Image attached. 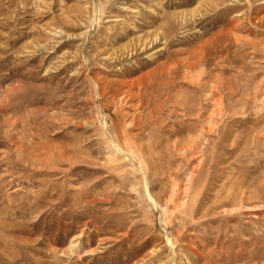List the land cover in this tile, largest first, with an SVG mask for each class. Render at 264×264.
<instances>
[{
  "label": "rangeland",
  "instance_id": "rangeland-1",
  "mask_svg": "<svg viewBox=\"0 0 264 264\" xmlns=\"http://www.w3.org/2000/svg\"><path fill=\"white\" fill-rule=\"evenodd\" d=\"M167 16L141 69L102 60ZM168 55L196 66L123 104L117 140L101 83ZM117 262L264 264V0H0V264Z\"/></svg>",
  "mask_w": 264,
  "mask_h": 264
},
{
  "label": "bare ground",
  "instance_id": "bare-ground-1",
  "mask_svg": "<svg viewBox=\"0 0 264 264\" xmlns=\"http://www.w3.org/2000/svg\"><path fill=\"white\" fill-rule=\"evenodd\" d=\"M226 3L227 2L222 3L224 5L223 7H224V9L225 8L229 9V4H226ZM191 15H192V13H191ZM166 18H167V23H166V26L162 32H157V33L144 32L143 34H139L138 36H134V37L132 36V38H129L130 34H131L130 33L131 30L133 32L134 31L133 29H136L135 28L136 25H135L131 29L122 28L120 32L109 35L107 37L108 38L107 41L111 42L112 44H114L115 41L116 42L119 41V39H121V38H126V41L123 44H121V46H119L118 48L110 47L104 51L99 52V55L103 56L102 60L104 59L107 61L117 62V63L123 62V61L125 62V60L131 61L132 63H130L129 65L124 64V66L121 67V69H123L126 72H133V71H137V70L141 69L144 66L143 65L144 63H143V61H140L138 58L142 53H146L148 55V57L153 58L157 53L161 52L162 48L156 49V51L152 54H149V52L153 48L155 49L157 44L162 39L165 40L164 43L166 42L167 45L168 44L170 45L172 43V40L170 39L169 35L172 31L173 24L171 22H169L168 16ZM180 20H183V19L180 18ZM135 23L138 24L140 27H142V29H144V28L149 29V27H151L152 25L153 26L155 25L154 24L155 21H153V20L150 22L141 21L139 23H137V22H135ZM178 23L180 24V21ZM181 23H182V21H181ZM122 25H125V24H122ZM122 25H121V27H122ZM109 30L111 31V29H109ZM230 30H228L227 36L229 35ZM144 31H146V29ZM135 32H138V31H135ZM138 33H142V32L139 31ZM111 38H112V40H111ZM228 39H229V37H228ZM112 44H110V45H112ZM227 46H229V43L227 44ZM173 59H174V57H173ZM195 66H196L195 62L189 63V62H184V61L172 60L168 55L167 57H165V60L163 62L159 63L153 70L146 73L145 75L142 74V76H138L136 79H134L132 81H125V82L118 83L116 87H113V86L109 87V85H107L106 83H101V87L99 89L100 94L106 95L107 93H109V90H111L113 88V92L111 94H109V96H108V100H110V101L107 100V110L112 111V114H110L108 119H110L109 121H111L110 124L113 123V125H114L113 126V133H115L116 139L119 140L121 138L120 137V135H121L120 130L121 129L119 128L120 126L119 127L117 126V120L120 119L122 116L121 112L124 108L123 104H127L131 101L142 102L143 99L145 98V96L147 95L146 94L147 89L153 85V83L156 81L157 78H160V77L162 78V76H166L169 79H171L170 81H174L175 76L177 75L179 70H187V72H189ZM208 91L211 92L212 89H210ZM208 94H209V92H208ZM215 98L216 97L212 96L210 98V100H211V102H213V104L215 106L213 113L217 114V112H218L217 110H220V107H219L220 101H219L218 97L216 99ZM207 120H208L207 121L208 127L206 130L209 133V132L214 130L215 122L213 121L212 116L208 117ZM138 122L140 123V121H138ZM207 123H205V124H207ZM125 138H127V137L125 136ZM181 190H183V189H181ZM183 204L185 205V203H182V205ZM182 205H178V204L176 205L175 204L176 207L182 206ZM197 211H198V209H197ZM70 243H71V248L73 247L74 244H76L73 242H70ZM135 253H137V252H135ZM117 258H119V257H117ZM129 258H130V256H129ZM127 260H128V258H127ZM127 262H129V261H127ZM119 263H120V261H119ZM125 263H126V261H125ZM117 264H118V262H117ZM180 264H183V263H180Z\"/></svg>",
  "mask_w": 264,
  "mask_h": 264
}]
</instances>
